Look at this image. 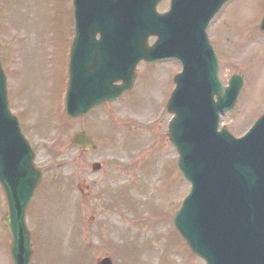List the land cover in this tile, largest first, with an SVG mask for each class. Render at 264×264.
Here are the masks:
<instances>
[{"label": "rangeland", "instance_id": "374dc122", "mask_svg": "<svg viewBox=\"0 0 264 264\" xmlns=\"http://www.w3.org/2000/svg\"><path fill=\"white\" fill-rule=\"evenodd\" d=\"M168 4L164 0L159 11ZM232 4L207 31L219 53L221 78L226 81L239 71L246 81L236 108L220 120L238 137L264 111V33L259 31L262 35L250 40L245 35L257 32L264 0ZM70 6L71 0H0L1 62L10 74L18 66L9 80L16 81L9 89L12 111L39 166H64L71 160L46 173L28 206L32 264H97L107 256L113 264H204L177 238L172 225L189 184L175 169L177 154L166 133L171 115L159 108L172 90L170 73L160 86L162 78L148 82L156 68L143 76L144 81L139 64L134 89L124 101L104 104L88 118H67L58 98ZM175 67L180 68L177 63ZM153 119L157 122L152 127L143 128ZM80 128L94 137L97 149L72 161L79 150L69 138ZM41 138L56 144L47 149ZM95 161L102 168L92 172ZM81 182L87 187L80 189ZM4 212L0 188V218ZM8 245L0 221V264H12Z\"/></svg>", "mask_w": 264, "mask_h": 264}, {"label": "water", "instance_id": "95a60500", "mask_svg": "<svg viewBox=\"0 0 264 264\" xmlns=\"http://www.w3.org/2000/svg\"><path fill=\"white\" fill-rule=\"evenodd\" d=\"M159 1L74 0L67 113L85 114L130 89L141 59L180 58L184 69L168 103L175 113L169 137L179 153L177 168L192 188L174 216L175 228L206 264H264V114L240 139L217 130L218 114L232 109L241 78L221 86L204 29L228 0H171L165 14L155 11ZM96 32L99 41L93 40ZM151 34L158 38L147 47ZM118 79L123 84L113 85ZM85 139L84 132L75 133L73 142L83 145ZM28 147L9 112L0 65V183L8 204L2 219L14 264H29L32 255L24 215L41 171Z\"/></svg>", "mask_w": 264, "mask_h": 264}]
</instances>
